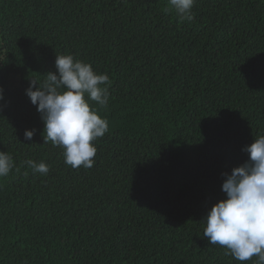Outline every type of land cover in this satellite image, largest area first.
Instances as JSON below:
<instances>
[{
    "label": "trees",
    "instance_id": "obj_1",
    "mask_svg": "<svg viewBox=\"0 0 264 264\" xmlns=\"http://www.w3.org/2000/svg\"><path fill=\"white\" fill-rule=\"evenodd\" d=\"M192 15L168 0H0V151L14 160L0 264H241L204 219L264 135V0H195ZM69 54L111 81L107 105L90 102L108 121L91 168L44 143L25 94Z\"/></svg>",
    "mask_w": 264,
    "mask_h": 264
},
{
    "label": "clouds",
    "instance_id": "obj_2",
    "mask_svg": "<svg viewBox=\"0 0 264 264\" xmlns=\"http://www.w3.org/2000/svg\"><path fill=\"white\" fill-rule=\"evenodd\" d=\"M181 19H193L195 0H168ZM56 72H48L42 81L32 79L25 94L44 123V143L49 141L63 149L65 164L91 168L97 148L93 143L108 131V121L98 114L90 102L105 106L109 100V76L98 74L91 64L76 60L72 55H57ZM103 85V86H102ZM4 90L0 87V101ZM35 129L25 130V140L31 141ZM249 160L234 167L224 177L219 200L208 211L203 236L210 245H220L236 261L256 259L264 264V135L243 148ZM34 172L47 175L45 162L27 160ZM14 167L13 157L0 151V178L9 175Z\"/></svg>",
    "mask_w": 264,
    "mask_h": 264
}]
</instances>
